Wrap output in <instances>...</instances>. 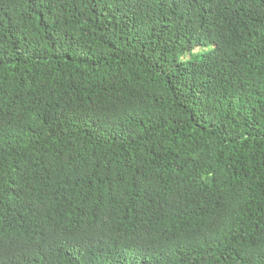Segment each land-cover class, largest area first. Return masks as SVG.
Segmentation results:
<instances>
[{"label": "trees", "instance_id": "obj_1", "mask_svg": "<svg viewBox=\"0 0 264 264\" xmlns=\"http://www.w3.org/2000/svg\"><path fill=\"white\" fill-rule=\"evenodd\" d=\"M0 264H264V0H0Z\"/></svg>", "mask_w": 264, "mask_h": 264}, {"label": "rangeland", "instance_id": "obj_2", "mask_svg": "<svg viewBox=\"0 0 264 264\" xmlns=\"http://www.w3.org/2000/svg\"><path fill=\"white\" fill-rule=\"evenodd\" d=\"M197 51H198V49H195V50H194V52H197Z\"/></svg>", "mask_w": 264, "mask_h": 264}]
</instances>
